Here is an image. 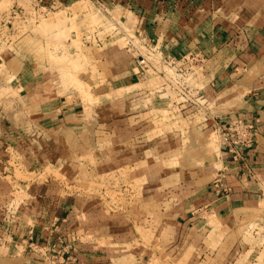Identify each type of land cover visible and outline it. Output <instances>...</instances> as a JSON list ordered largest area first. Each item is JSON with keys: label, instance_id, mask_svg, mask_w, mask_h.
<instances>
[{"label": "crops", "instance_id": "1", "mask_svg": "<svg viewBox=\"0 0 264 264\" xmlns=\"http://www.w3.org/2000/svg\"><path fill=\"white\" fill-rule=\"evenodd\" d=\"M43 1L50 9L66 12L70 19L76 16V21L94 12L102 17L101 26L97 27L100 33L111 26L115 28H112L114 34L122 33L124 25L129 23L133 36L127 35L132 40L129 39L131 45L125 50L130 56L127 77L132 86L147 76L159 78L161 90L191 106L173 77L184 74L185 82L180 85L194 95L193 107L203 98L209 103L208 118L198 117L201 125L224 126L233 118L253 123L248 133L251 144L242 151V159L235 160L218 150L220 167L216 173L218 182L222 183L216 187L213 177L203 195L193 205L184 206L182 221L192 224L190 228L196 231L205 229L200 224L217 222L218 230H212L211 234L218 246L228 237L238 242L243 235H257L258 230L261 233L264 228L261 225L264 223L261 208L264 204V0H38ZM40 11L42 8H38V15ZM115 14L120 15L118 19ZM3 18L0 15V32L5 30ZM82 33L85 43L110 42L114 37L112 32L103 37L97 33L90 35L86 28ZM9 40L4 32L0 34L2 44ZM13 55L0 54V65L4 66L0 74V92H3L0 96V264H113L114 260L107 254L99 257L92 254L91 244L70 241L68 226L72 211L64 210L70 198L46 196L44 189L58 187L60 182L52 177L41 179L47 170L60 169L58 155L62 149L70 154L81 134H84L82 138L88 134L94 136L95 124L99 135L107 138L111 126L114 124L118 130L124 121H119V116L104 114L90 121L85 119L76 112L74 102L54 96L53 88L40 81L39 68L29 67L24 61L26 57ZM141 57L145 66L140 65ZM160 68H169L172 76L167 78L166 71L160 72ZM89 75L93 84L90 86L103 98L112 77L106 74L107 78L98 82L92 78V72ZM11 76L15 80L13 84L7 81ZM33 79L36 82L29 86ZM12 92H16L14 97ZM149 95L146 94L148 98ZM252 225H255L253 229ZM106 228L100 226L99 230L108 234ZM60 250L67 254L60 255L57 252Z\"/></svg>", "mask_w": 264, "mask_h": 264}, {"label": "rangeland", "instance_id": "2", "mask_svg": "<svg viewBox=\"0 0 264 264\" xmlns=\"http://www.w3.org/2000/svg\"><path fill=\"white\" fill-rule=\"evenodd\" d=\"M38 8L43 16L42 11L37 14ZM0 15L5 18L0 34L10 37L7 44L0 42V54L26 57L29 67L39 68L40 81L53 88L52 94L74 102L76 112L85 119L104 114L124 121L118 130L113 124L107 138L99 135L95 124L94 136L82 138L81 134L70 154L62 149L60 169L47 170L41 179L52 177L60 182L58 187L45 188L46 196L70 198L64 210L72 211L68 226L72 243L91 244L92 254H107L113 264H264V228L257 235L239 237L238 242L228 237L218 246L211 234L218 230L217 222L200 224L205 229L196 231L182 221L184 206L193 205L213 177L215 186L222 183L216 173L218 150L228 153L220 134L223 126L200 124L198 117L208 118L211 109L205 98L193 107L194 95L180 85L184 74L173 77L191 106L161 90L159 78L147 76L131 85L127 77L130 56L125 50L131 45L128 36H133L129 23L122 33L114 34V26L100 33L97 27L102 17L94 12L76 21V16L70 19L66 12L38 0H0ZM119 16L114 15L115 19ZM83 28L90 35L103 37L112 32L114 37L110 42L85 43ZM2 68L3 64L0 74ZM158 70H165L167 78L172 76L169 68ZM90 72L98 82L106 74L112 77L103 98L90 86ZM7 81L15 83L12 76ZM35 82L31 80L29 86ZM116 102L120 103L117 108ZM100 226L107 227L108 234L101 233Z\"/></svg>", "mask_w": 264, "mask_h": 264}, {"label": "built area", "instance_id": "3", "mask_svg": "<svg viewBox=\"0 0 264 264\" xmlns=\"http://www.w3.org/2000/svg\"><path fill=\"white\" fill-rule=\"evenodd\" d=\"M146 46L148 48L149 44ZM139 61L140 65L145 66V61L142 57ZM164 62L168 64L169 60L165 58ZM198 98L200 99L201 97ZM252 129L253 123L246 122L241 118H233L230 121H227L223 126V130L220 132L223 139V150H227V154H230L235 160L242 159V151L251 144V138L248 133ZM215 184L217 187L218 183L216 182ZM221 188L224 192L227 191V188Z\"/></svg>", "mask_w": 264, "mask_h": 264}, {"label": "bare ground", "instance_id": "4", "mask_svg": "<svg viewBox=\"0 0 264 264\" xmlns=\"http://www.w3.org/2000/svg\"><path fill=\"white\" fill-rule=\"evenodd\" d=\"M184 79V78H183Z\"/></svg>", "mask_w": 264, "mask_h": 264}]
</instances>
